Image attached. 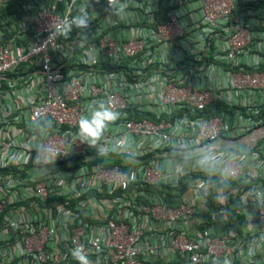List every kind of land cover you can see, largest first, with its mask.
<instances>
[{
    "label": "built area",
    "instance_id": "1",
    "mask_svg": "<svg viewBox=\"0 0 264 264\" xmlns=\"http://www.w3.org/2000/svg\"><path fill=\"white\" fill-rule=\"evenodd\" d=\"M127 5L0 0V264H78L80 245L92 264H264V192L251 191L264 189V0ZM81 8L87 32L50 37ZM107 97L124 116L105 141L127 133L132 162L76 135ZM41 117L55 125L47 142L71 150L43 172ZM213 139L233 154L227 188L181 151Z\"/></svg>",
    "mask_w": 264,
    "mask_h": 264
},
{
    "label": "clouds",
    "instance_id": "2",
    "mask_svg": "<svg viewBox=\"0 0 264 264\" xmlns=\"http://www.w3.org/2000/svg\"><path fill=\"white\" fill-rule=\"evenodd\" d=\"M107 3L108 12L116 16L125 14L128 6L127 0H107ZM91 23L92 18L87 8H81L75 16L51 21L50 37H67L74 29L87 32ZM123 116L124 113L114 107L111 97L92 102L78 119V131L76 135L80 143L95 148L96 154L101 157H108L112 153H119L126 160L132 162L133 159L137 158L138 153L133 151L135 141L127 133L115 137L111 142L105 141V135L110 130V126L115 125ZM32 126L41 137L40 141L34 146V162L41 166V171L43 172L46 171L47 165L56 163L57 158L61 154L67 156L71 150L64 152L55 144L47 142V137L54 131L55 127L52 119L47 117L35 118L32 120ZM180 147L186 159L192 161L205 174L214 173L218 175L225 188H227L230 179L236 175V170L229 167V156L233 154L229 153L225 155L222 145L217 140L213 139L212 142L197 146L194 149L185 148L182 145ZM242 147H244L245 152L251 150L247 144L242 143ZM193 153L197 155H193ZM189 191L193 192L194 190L190 187ZM208 191L207 188H203L205 195H207ZM251 191L255 194L257 192H264V189L253 187ZM257 198L259 199V197ZM71 254L78 261V264H92L88 252L82 245L73 248ZM227 264H230V260H227Z\"/></svg>",
    "mask_w": 264,
    "mask_h": 264
},
{
    "label": "trees",
    "instance_id": "3",
    "mask_svg": "<svg viewBox=\"0 0 264 264\" xmlns=\"http://www.w3.org/2000/svg\"><path fill=\"white\" fill-rule=\"evenodd\" d=\"M251 69H253V68L251 67ZM263 69H264V63L261 62L260 66L258 67V70H263ZM12 73L13 72H10V74H12ZM261 117H263L262 119L264 121V112L261 113ZM6 170H7L6 168L2 170V167H0V173L1 172H5ZM216 183L219 184V185L221 184V182L217 178H216ZM231 201H232V203L234 205H238L239 204V200L236 199L234 196L232 197ZM232 211H234V210L232 209V207H230L229 208V212L228 211L227 212H221V214L217 215V220H219V222H218L219 226H221V224L223 223V220L225 218H229L230 221H231V219H234Z\"/></svg>",
    "mask_w": 264,
    "mask_h": 264
},
{
    "label": "crops",
    "instance_id": "4",
    "mask_svg": "<svg viewBox=\"0 0 264 264\" xmlns=\"http://www.w3.org/2000/svg\"><path fill=\"white\" fill-rule=\"evenodd\" d=\"M114 163H118V162H120V160L119 159H116V158H114L113 160H112ZM129 165L131 166V168H132V164L131 163H129Z\"/></svg>",
    "mask_w": 264,
    "mask_h": 264
}]
</instances>
